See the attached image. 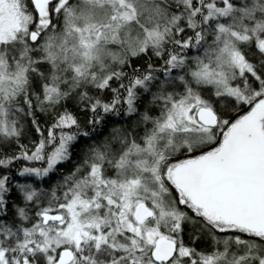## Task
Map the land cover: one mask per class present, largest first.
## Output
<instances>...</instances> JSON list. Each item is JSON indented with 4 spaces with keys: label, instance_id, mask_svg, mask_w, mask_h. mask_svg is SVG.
I'll list each match as a JSON object with an SVG mask.
<instances>
[{
    "label": "snow or ice",
    "instance_id": "6c2138e0",
    "mask_svg": "<svg viewBox=\"0 0 264 264\" xmlns=\"http://www.w3.org/2000/svg\"><path fill=\"white\" fill-rule=\"evenodd\" d=\"M0 264H264V0H0Z\"/></svg>",
    "mask_w": 264,
    "mask_h": 264
}]
</instances>
